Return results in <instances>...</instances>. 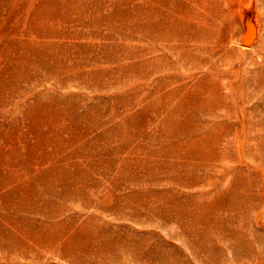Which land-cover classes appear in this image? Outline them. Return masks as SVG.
<instances>
[{
    "label": "rangeland",
    "instance_id": "rangeland-1",
    "mask_svg": "<svg viewBox=\"0 0 264 264\" xmlns=\"http://www.w3.org/2000/svg\"><path fill=\"white\" fill-rule=\"evenodd\" d=\"M58 164L105 207L207 195L198 233L176 224L200 199L156 228L154 264H264V0H0V172L54 186Z\"/></svg>",
    "mask_w": 264,
    "mask_h": 264
},
{
    "label": "bare ground",
    "instance_id": "bare-ground-1",
    "mask_svg": "<svg viewBox=\"0 0 264 264\" xmlns=\"http://www.w3.org/2000/svg\"><path fill=\"white\" fill-rule=\"evenodd\" d=\"M251 11V7L245 10L243 17L245 29L241 39L246 45L256 41V20ZM63 163L72 164L69 161ZM52 168L48 170V176L61 182L54 186L47 181L46 185L40 186L38 178L29 185H15L12 184V175L0 172V263L44 264L47 257H51L63 260L62 264H137L138 259L144 264H154V251L147 240L151 239L156 228L165 231L166 235H173L168 222L181 219L184 207L200 199L199 214L203 221H198L196 225L193 222L176 224L180 232L193 235L198 233L204 221L211 218L208 214L212 207L215 208L206 202L207 195L202 192L194 194L192 183L185 185L189 189L183 191L185 196L173 197L174 186L166 184L160 193L155 194L154 189H150L145 198L131 196L134 206H124L125 203L120 201L112 207H105L97 202L94 193L67 183L68 173L63 164L52 165ZM142 181H137L136 185L144 189L150 186L149 182ZM172 210L176 211L177 216H172ZM229 236L232 238V235ZM231 257L233 259L234 256Z\"/></svg>",
    "mask_w": 264,
    "mask_h": 264
}]
</instances>
